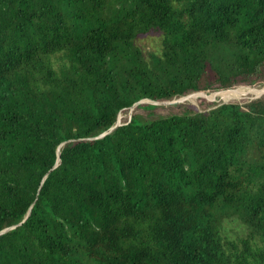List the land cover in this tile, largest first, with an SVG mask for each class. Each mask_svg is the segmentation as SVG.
Here are the masks:
<instances>
[{
    "label": "trees",
    "instance_id": "16d2710c",
    "mask_svg": "<svg viewBox=\"0 0 264 264\" xmlns=\"http://www.w3.org/2000/svg\"><path fill=\"white\" fill-rule=\"evenodd\" d=\"M261 85L264 0H0V264H264Z\"/></svg>",
    "mask_w": 264,
    "mask_h": 264
},
{
    "label": "rangeland",
    "instance_id": "374dc122",
    "mask_svg": "<svg viewBox=\"0 0 264 264\" xmlns=\"http://www.w3.org/2000/svg\"><path fill=\"white\" fill-rule=\"evenodd\" d=\"M155 37V40H154V38L153 37H147V38H145V39H142L140 42L143 44V46H144V48H146V49H151V50H153V48H154V46L157 44V42H158V39H156L157 38V36H154ZM247 89V90H246ZM252 89H254V90H262V89H264V85H261V86H259V87H257V88H249V87H241V88H239V89H236V92L237 91H239V90H242V91H244L243 92V94H242V96H238V97H233V95L236 93V92H234L233 94H232V96H230L229 98H231V99H229V100H223L220 96H217L219 99H220V104L221 103H233V102H249V101H252L253 99H255V98H258L257 96H259L258 95V93H253V92H251L250 90H252ZM249 92V93H248ZM214 93H219V92H214ZM214 93H212V94H214ZM200 98V97H199ZM199 98H197V99H192L193 100V102H192V100H182V102H188L189 104H191V105H193V106H195V107H197L198 108V110H201V111H203L202 109H201V107H200V105H199ZM181 99V98H180ZM180 99H176V100H172V101H170V102H173V101H178V100H180ZM158 103H169V102H158ZM243 103V104H244ZM164 105H170V104H164ZM131 113L132 112H130L128 115L127 114H125V113H123L121 116H122V118L121 119H123L124 117H126V116H128V117H130L131 116ZM227 229H228V235L230 236V238H232V239H235L236 237H237V235H243L244 233H245V230H244V228L243 227H239V226H237L236 225V223L235 222H229L228 224H227Z\"/></svg>",
    "mask_w": 264,
    "mask_h": 264
},
{
    "label": "water",
    "instance_id": "95a60500",
    "mask_svg": "<svg viewBox=\"0 0 264 264\" xmlns=\"http://www.w3.org/2000/svg\"><path fill=\"white\" fill-rule=\"evenodd\" d=\"M263 92H264V90H263ZM189 96H193V95H189ZM189 96H185V97H182L180 100H178V101H173V102H169V103H156V102H154L155 104H174V103H178V102H182V100H186ZM144 102H150V101H146V100H142V101H139L138 103H136L133 107H132V110L135 108V106H137L138 104H141V103H144ZM122 124H121V118L119 117V119H118V121H117V123H116V125L115 126H113L108 132H106V133H104V134H102V135H100V136H98V137H96V138H93V139H100V138H103V137H105L107 134H109V133H111L112 131H114L115 129H117L118 127H120ZM65 144V143H64ZM64 144H62V145H64ZM60 160V157L58 158V161ZM57 165H58V163L56 164V166L55 167H57ZM8 230H10V229H7V230H4V231H2L0 234H2V233H5V232H7Z\"/></svg>",
    "mask_w": 264,
    "mask_h": 264
},
{
    "label": "bare ground",
    "instance_id": "6f19581e",
    "mask_svg": "<svg viewBox=\"0 0 264 264\" xmlns=\"http://www.w3.org/2000/svg\"><path fill=\"white\" fill-rule=\"evenodd\" d=\"M246 90H247V89H246ZM263 90H264V89H262V90H254V89H252V90H250V91L253 92V93H258V95H260V94L264 93ZM234 92H236V90H235ZM234 92H233V93H234ZM243 92H244V91H237V92L233 95V97L236 98V97H238V96H242ZM233 93H232V94H233ZM248 93H249V92H248ZM232 94H230L229 96L223 97V100L226 101V100L231 99L232 97H231V98H229V97L232 96ZM212 95H213V94H212ZM210 96H211V95H210ZM193 97H196V98H199V97H200V98H201V97H204V95H199V96H189L186 100H192V99H194ZM184 101H185V100H184ZM192 102H193V100H192ZM121 118H122V116H121Z\"/></svg>",
    "mask_w": 264,
    "mask_h": 264
}]
</instances>
